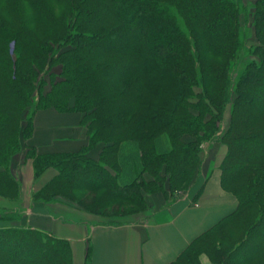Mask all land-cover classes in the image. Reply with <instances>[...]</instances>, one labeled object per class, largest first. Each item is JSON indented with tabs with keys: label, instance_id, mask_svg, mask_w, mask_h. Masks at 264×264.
<instances>
[{
	"label": "trees",
	"instance_id": "1",
	"mask_svg": "<svg viewBox=\"0 0 264 264\" xmlns=\"http://www.w3.org/2000/svg\"><path fill=\"white\" fill-rule=\"evenodd\" d=\"M252 7L259 43L248 45L241 0H0V195H20L10 164L33 133L27 109L38 91L39 109L82 112L89 147L104 146L98 159L37 151L35 173H58L34 200L69 196L96 213L148 186L183 187L200 172L202 144L215 139L227 147L222 186L240 204L191 245L184 264L205 246L216 264H264V0ZM244 49L252 59L234 81ZM95 192L101 200L84 202ZM91 253L90 244L85 264ZM0 264H73L71 243L0 227Z\"/></svg>",
	"mask_w": 264,
	"mask_h": 264
},
{
	"label": "crops",
	"instance_id": "2",
	"mask_svg": "<svg viewBox=\"0 0 264 264\" xmlns=\"http://www.w3.org/2000/svg\"><path fill=\"white\" fill-rule=\"evenodd\" d=\"M83 116L81 112L59 111L54 107L41 109L27 144L39 153L87 149L90 140L82 125ZM225 154L220 148L219 152H210L208 161L205 157L196 184L169 206L167 217L160 218L158 212L163 213L164 209L157 208L148 217L110 223L100 222L95 213L60 197L34 201L33 192L45 186L57 171L47 168L37 175L33 160L26 158L22 150L12 157L10 164L21 184L20 195L17 198L0 195V227L19 225L69 240L73 264L86 263L90 244L93 264H184L183 255L191 245L239 206L238 198L221 183L220 165ZM2 213L7 216L1 217ZM189 264L216 263L205 246L197 260Z\"/></svg>",
	"mask_w": 264,
	"mask_h": 264
},
{
	"label": "rangeland",
	"instance_id": "3",
	"mask_svg": "<svg viewBox=\"0 0 264 264\" xmlns=\"http://www.w3.org/2000/svg\"><path fill=\"white\" fill-rule=\"evenodd\" d=\"M241 2L247 4V6H248L247 14L244 11V18H243V22H245V24H244L245 25L244 30L246 32L245 35L248 39L247 44L252 45L255 43H259L257 37L255 36V30L252 26V21H251L252 11H253L252 4H253L254 0H241ZM2 12L6 13V15L8 14L4 8H2ZM246 27H248V28L246 29ZM36 28H38V26H36ZM38 31H40V29ZM251 59H252V56L250 54L246 53L245 49L240 53V55L237 57L236 61L234 62L233 66H232L234 81H236L239 78L240 74L242 73V71L244 70V68L246 66L247 61H249ZM59 64L60 63H58V65ZM58 68H60V66L55 68V70L58 71ZM46 77H47V79L45 81L44 93L50 92V89H51L50 87L52 85V83L50 82V76L47 75ZM107 90L110 92V94H115V96L122 93V91H113L109 88ZM108 91H105V92L108 93ZM39 94L40 93H38V91H35L34 103L29 107V109H27V110H29L28 111L29 112L28 117H27L29 119V126H28V129L26 131H29V132L32 129L34 131L36 115H37L38 111L42 109V108L39 109L37 107L38 106L37 104H38V101L40 98ZM66 98H69V97H66ZM117 98L118 99L122 98V94H120ZM231 107H232L231 104H228L226 111H225V114H224L221 129L226 128L229 124L230 117H231ZM73 111L80 112L77 110H73ZM40 117H41V114L39 116V119H40ZM82 125H84L85 128L87 129L89 140H91L92 134L88 129L87 123H85L83 121V119H82ZM29 132H28V134H29ZM166 138H167V135H166ZM162 141L165 143V137L164 136H163ZM103 146H104V143L99 142L98 144L92 145L91 147L88 146L87 149L85 148L83 150H85L90 155V157H92L94 159H98ZM202 148H203V150H202V157H201V168H200V172L198 173V175L194 181L188 183V185H185V186L179 187V188H172L171 186H169V183L167 184V182H166L165 186H155V185L148 186L144 190H142V192L140 194H138L137 196L132 198V200H130V201L117 200L114 204L111 205V207H107L105 209H102L100 212H96V213L93 212L97 215L96 219H98L100 222H110V223L132 221L134 219H140L142 217L151 216V214L157 208L164 209L163 213L158 212V213H161L159 215L160 218L167 217V215H168L167 209L169 208V206L173 202H175L180 196L184 195L190 188H192L194 186V184H196L198 177L202 173V167L204 165L205 157H207V161H208V159H210L209 158L210 152H216V151L219 152L220 148H223L224 152L227 153V147L225 146V144H223L221 141H218L215 139L210 140L206 143H203ZM22 150L25 153V157L31 158L33 160V163H34V158L37 154L36 148H33L32 146H29V144L28 145L26 144V145H24V147H22L20 149V152H22ZM91 150H93V151H91ZM94 151H96V153H97L96 155L95 154L92 155L93 154L92 152H94ZM220 167H221V165H220ZM48 168H52L55 171H57V173H58V168H56L54 166H50ZM160 180L163 181V179H160ZM154 187H156V188H154ZM223 188L226 191L231 192L232 194H234L238 198V196L233 192L232 189L226 188L224 186H223ZM38 190H40V189H38ZM35 191H37V190H35ZM105 194H106V192H105ZM60 198L63 201H67L71 204L81 206L80 203H78V201H76L75 199H72V197L61 196ZM106 199H107V197L105 196L103 198V200L108 202V200H106ZM97 200L98 201L101 200V196L99 195V193L95 192V193H90L85 198L84 202H86V203L93 202V201L96 202ZM238 200H239V204H240V199L238 198Z\"/></svg>",
	"mask_w": 264,
	"mask_h": 264
}]
</instances>
